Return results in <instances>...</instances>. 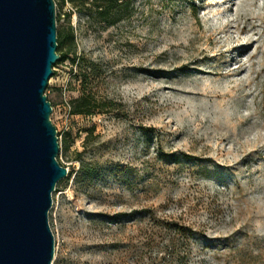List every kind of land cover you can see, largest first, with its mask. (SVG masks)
Returning a JSON list of instances; mask_svg holds the SVG:
<instances>
[{"label":"rangeland","instance_id":"obj_1","mask_svg":"<svg viewBox=\"0 0 264 264\" xmlns=\"http://www.w3.org/2000/svg\"><path fill=\"white\" fill-rule=\"evenodd\" d=\"M81 1L55 0L56 29L70 12L75 53L93 61L95 91L114 106L69 113L74 54L53 65L44 92L56 158L73 174L51 194V264L160 258L146 210L194 231L180 264H264V0H129L110 26ZM79 154L104 172L89 185L74 179Z\"/></svg>","mask_w":264,"mask_h":264},{"label":"water","instance_id":"obj_2","mask_svg":"<svg viewBox=\"0 0 264 264\" xmlns=\"http://www.w3.org/2000/svg\"><path fill=\"white\" fill-rule=\"evenodd\" d=\"M55 0H0V264H51V194L67 175L45 89L58 61Z\"/></svg>","mask_w":264,"mask_h":264},{"label":"trees","instance_id":"obj_3","mask_svg":"<svg viewBox=\"0 0 264 264\" xmlns=\"http://www.w3.org/2000/svg\"><path fill=\"white\" fill-rule=\"evenodd\" d=\"M81 2V4L89 10L88 14H95L106 26L113 25L121 20L123 11L129 4V0H82ZM60 19V15L57 14L56 22H59ZM66 19L67 21L57 30L56 51H59V59L54 66L70 59L71 54H74L71 60L78 67L80 89L79 94L69 100V113L88 116L94 113L112 110L114 102L99 97L95 91V65L93 61L86 59L82 54L76 55L75 53L74 33L69 22L70 12L66 13ZM62 49L64 51H62ZM54 74L55 72L53 71L52 76ZM50 103L52 106V102ZM89 130V132H93L94 126H91ZM66 148L67 145L63 147V151H65ZM76 160L79 161L78 170L74 174V179L77 183L89 185L92 181L103 176V171L98 168V163L84 161L80 154L76 157ZM107 169L108 172L105 171V174H113V176H117L122 170V168L117 165L107 167ZM72 174L73 172L68 170L65 176L66 180H68ZM145 213L149 216L148 220L150 225L148 229H146L149 232L146 236L147 243L151 245L154 236H160L161 246L158 248L157 253L160 252L162 254L160 258H158L157 255H155V257L150 256L147 264H161L165 255L170 258L171 264H180L182 258L187 254L183 248L189 243V237L194 234V231L175 220L158 218L152 210H146ZM158 243L156 244L157 246H159Z\"/></svg>","mask_w":264,"mask_h":264},{"label":"bare ground","instance_id":"obj_4","mask_svg":"<svg viewBox=\"0 0 264 264\" xmlns=\"http://www.w3.org/2000/svg\"><path fill=\"white\" fill-rule=\"evenodd\" d=\"M228 10H229V9H228L227 7H225V8L222 9V11H228ZM223 20H225V19H223ZM221 23H222V22H221ZM223 23H224V21H223ZM226 26H227V24L224 23V24H222V25H220V26H218V27H216V28L219 29V28L221 27V29H224ZM221 31H222V30H221ZM223 31H224V30H223ZM225 35H227V36H226V39H225L226 41H225V40H224V41L227 43V45H228L229 43H231V42L236 41V40L238 41L237 38H236L235 40H234L233 38H230V36L228 35V33L225 34ZM219 48H220V47H219ZM220 50H221V48H220ZM242 51H243V49L238 48L237 53H236L235 55L238 56ZM233 57H235V56H233ZM233 57H232V58H233ZM232 58H231V59H232ZM201 90H202V92H205L207 89H203V88H201L200 91H201Z\"/></svg>","mask_w":264,"mask_h":264},{"label":"built area","instance_id":"obj_5","mask_svg":"<svg viewBox=\"0 0 264 264\" xmlns=\"http://www.w3.org/2000/svg\"><path fill=\"white\" fill-rule=\"evenodd\" d=\"M65 105H66V108H67V110L69 112L70 106H69V102L67 100H65Z\"/></svg>","mask_w":264,"mask_h":264}]
</instances>
